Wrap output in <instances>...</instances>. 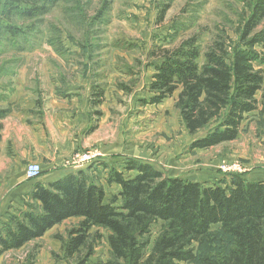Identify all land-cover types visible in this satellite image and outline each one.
Segmentation results:
<instances>
[{"label": "trees", "instance_id": "1", "mask_svg": "<svg viewBox=\"0 0 264 264\" xmlns=\"http://www.w3.org/2000/svg\"><path fill=\"white\" fill-rule=\"evenodd\" d=\"M61 1L71 0H0L7 14V24H0V30L21 33L22 28L9 23L10 17L45 15ZM99 1L95 18L103 17L110 4ZM246 2L250 14L239 44L229 48L225 37L217 35L202 55L196 35L173 49L160 48L154 57L158 62L149 86L151 103L179 91L175 107L187 131L194 135L208 130L192 148L233 141L248 114L260 110L264 115V68L255 66L264 65V30H256L264 20V0ZM168 8H163L159 20ZM258 44L259 52L254 50ZM93 90L102 96V89ZM90 165L34 186L27 208L0 222V257L78 218L66 235L55 236L65 258L77 259V264H85L94 254L96 242L105 236L102 230L107 232L110 257L96 264H264V179L234 174L228 183L209 184L167 176L134 158L122 164V171L112 168L100 179ZM106 183L120 186L119 191L107 197ZM155 223H160V230L146 252L147 242L140 239Z\"/></svg>", "mask_w": 264, "mask_h": 264}, {"label": "rangeland", "instance_id": "2", "mask_svg": "<svg viewBox=\"0 0 264 264\" xmlns=\"http://www.w3.org/2000/svg\"><path fill=\"white\" fill-rule=\"evenodd\" d=\"M109 2L101 18H95L99 0L61 1L45 15L10 17L9 23L23 31L12 35L0 30V111L9 112L5 107L8 92H36L37 103L50 93L88 96L89 131L101 121L103 127L90 137L88 146L76 150L67 160L74 164L76 155L99 150L101 157L90 166L92 174L100 179L112 168L122 171V164L129 158L149 162L167 176L209 184L228 183L234 174L247 180L264 179V115L260 110L247 115L237 139L210 148H192V142L208 130L194 135L187 131L175 107L179 91L154 104L149 90L158 62L154 57L160 48L173 49L196 35L202 55L217 35L225 37L229 48L239 44L250 14L246 0ZM166 5L165 17L159 20ZM6 18L2 5L0 24H7ZM256 30H264V20ZM254 50L261 51V46L256 45ZM255 66L264 68L259 63ZM95 86L103 90L101 97L95 95ZM261 94H257L258 99ZM224 165L232 169L225 170ZM2 183L0 176V187ZM104 185L107 195L117 193L115 184ZM25 202L24 209L31 203L29 197ZM16 212L15 208H0V222ZM77 222L67 220L22 249L6 252L0 264H77V259L65 258L61 240L55 237L66 235L67 228ZM159 230L160 223H155L140 239L147 242L146 252L151 250ZM105 236L96 242L95 252L85 264L110 257Z\"/></svg>", "mask_w": 264, "mask_h": 264}, {"label": "crops", "instance_id": "3", "mask_svg": "<svg viewBox=\"0 0 264 264\" xmlns=\"http://www.w3.org/2000/svg\"><path fill=\"white\" fill-rule=\"evenodd\" d=\"M35 93L8 92L5 107L9 112L0 119V176H3L0 208H22L37 183L45 185L87 168L88 164L74 165L67 159L88 146L90 137L104 123L101 121L89 131L88 96L80 98L76 92L50 93L37 103ZM29 162L42 167L37 179L26 177ZM116 186L119 191L120 186Z\"/></svg>", "mask_w": 264, "mask_h": 264}, {"label": "built area", "instance_id": "4", "mask_svg": "<svg viewBox=\"0 0 264 264\" xmlns=\"http://www.w3.org/2000/svg\"><path fill=\"white\" fill-rule=\"evenodd\" d=\"M99 157H101V153L99 150H93V151H87L84 153H80L76 155V161L74 162V165H90L93 162H96ZM224 169H232L229 168L227 165H224ZM236 169V168H235ZM42 173V167L37 162H31L26 168L25 174L28 179H37L40 177Z\"/></svg>", "mask_w": 264, "mask_h": 264}]
</instances>
